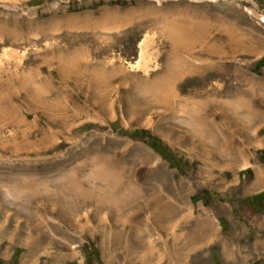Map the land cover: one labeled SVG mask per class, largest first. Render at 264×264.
<instances>
[{"label":"rangeland","instance_id":"374dc122","mask_svg":"<svg viewBox=\"0 0 264 264\" xmlns=\"http://www.w3.org/2000/svg\"><path fill=\"white\" fill-rule=\"evenodd\" d=\"M263 191L264 0H0V264H264Z\"/></svg>","mask_w":264,"mask_h":264},{"label":"trees","instance_id":"16d2710c","mask_svg":"<svg viewBox=\"0 0 264 264\" xmlns=\"http://www.w3.org/2000/svg\"><path fill=\"white\" fill-rule=\"evenodd\" d=\"M135 133L146 134V133H144L143 130H136ZM147 136H148V134H147ZM150 143L156 150L163 149V146H162V144H160V141L158 139H156L154 136H152V137L150 136ZM263 197H264V191L257 193L251 197H248L246 200L251 201L253 204H256V202L261 201L263 199Z\"/></svg>","mask_w":264,"mask_h":264},{"label":"bare ground","instance_id":"6f19581e","mask_svg":"<svg viewBox=\"0 0 264 264\" xmlns=\"http://www.w3.org/2000/svg\"><path fill=\"white\" fill-rule=\"evenodd\" d=\"M149 40V39H148ZM148 40L146 39V40H143V42L142 43H140L141 44V51H140V59L136 62V64H138L139 65V63H140V60L142 61L143 60V62H145V59H146V50L144 49V46L146 45V43L148 44ZM177 41V40H176ZM174 42V41H173ZM175 44V43H174ZM173 46V45H172ZM175 46H177V44L175 45ZM175 46H173V47H175ZM172 47V48H173ZM146 48V47H145ZM174 50V49H173ZM176 51V50H175ZM171 55V54H170ZM169 56V55H168ZM174 58H176L175 56H174ZM176 59H178V57L176 58ZM171 60H173V58L171 59ZM168 61H169V59H168ZM173 62V61H172ZM171 63V62H170ZM177 63V62H176ZM182 64H184V63H182ZM176 65V64H175ZM178 65V64H177ZM134 66H136V65H134ZM172 67H173V65H171ZM171 66H169V70L170 69H172L171 68ZM174 69H175V67H173ZM172 74H174V72H172ZM173 76H175V75H173ZM172 76V77H173ZM111 173V172H110Z\"/></svg>","mask_w":264,"mask_h":264}]
</instances>
